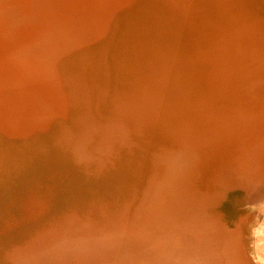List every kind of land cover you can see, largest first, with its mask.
<instances>
[{
	"label": "bare ground",
	"instance_id": "obj_1",
	"mask_svg": "<svg viewBox=\"0 0 264 264\" xmlns=\"http://www.w3.org/2000/svg\"><path fill=\"white\" fill-rule=\"evenodd\" d=\"M25 145L43 150L2 192L0 264L134 258L209 221V249L181 242L222 264L252 221L228 233L217 208L264 180V0H0V155ZM88 172L115 176L119 206L76 205ZM68 195L83 223L61 216ZM256 233L264 244V223Z\"/></svg>",
	"mask_w": 264,
	"mask_h": 264
},
{
	"label": "rangeland",
	"instance_id": "obj_2",
	"mask_svg": "<svg viewBox=\"0 0 264 264\" xmlns=\"http://www.w3.org/2000/svg\"><path fill=\"white\" fill-rule=\"evenodd\" d=\"M133 70L138 71L139 69H133ZM169 75L171 76L172 73H168V76ZM149 81H150L149 78H145L143 79L142 84L145 85ZM97 84H103V83H100L98 81ZM88 116L89 114L86 115L83 120L88 121L89 119ZM85 132L86 130H84L80 136L84 135ZM71 143H72L71 144L72 148L75 147V152L73 154L76 160L79 159L82 162H84L86 165L90 164L86 162L87 161L86 159L87 156H91L92 153L87 148H85V145L82 142L80 143L77 142L76 144L75 136L73 137V140H71ZM113 147L114 146L110 145V151H113ZM15 150H18L21 153H18ZM42 150L43 148H41L38 145H25L24 151L20 149H12L6 147V149L4 150L5 153H2L0 155V180H1L0 187L1 184L5 180H7V182L4 183L5 187H1L0 189V200L1 197L4 196L2 195L4 189L10 188L11 186L14 185H15L14 188L18 187L20 185L18 184L19 180L23 177H26L30 172H32L36 168L35 166H32L34 162V158L36 162L38 160L37 158L39 157V156L36 157V154L42 153ZM79 163L81 162L79 161ZM97 174L99 173H93V174L90 172L87 173V176L84 177L85 189L83 190L84 191L83 199L80 201H75L76 198H74V201L76 205L77 202H79L78 204H80V206L83 205V207L86 205L87 206L90 205L87 207V209L89 208L90 211L99 214L102 213L105 214L106 211L111 210L110 207L111 202H114L115 205L118 206L121 204V201L118 202V200L121 198L120 197L121 195L117 194L120 191L117 192L118 190L114 187L116 184V180L113 181L112 178H114L115 176L109 175L107 177L108 179H104L101 175H97ZM245 181H247L246 187L239 188L235 191L229 192L226 201L222 205H220L219 208H217V211L220 215H222L225 218L222 219L225 224L224 226H226V228L230 230L228 231V233H231L232 230L237 229L236 227L239 224H241L243 227L245 223L247 222L249 223L252 221L251 231L248 232L247 234L244 233V235L237 234V238L238 241L239 239H241L243 243L241 246L242 248L241 251L246 253L245 255L248 258L250 257V261L248 262V264H264L259 259V255L264 257V250H263L264 244H260V245L257 244L258 241L257 239L259 237L256 233L257 228L264 223V180L261 179L260 175L256 174L252 178H250V180L249 179L247 180V178H243L242 182L244 183ZM70 197L71 196L68 195L67 197L63 198V204L62 203L61 204L65 207H63V210L61 211L62 213L60 212L61 216L66 217L68 221L80 219L82 220L83 223L84 220L79 215L78 209L70 207L71 206L70 202H72V199ZM124 213L126 216H128V207L125 208ZM121 218L124 219L126 217H121ZM210 222L211 221L207 222V225L210 226L211 229L210 234L212 235L213 232H215L214 229L217 224L216 222H212V223ZM203 224L204 223L198 224V226L200 227L195 230L194 229L192 230V228L191 229L188 228L190 227L189 225L180 231L170 230L171 233L169 235L168 241L166 240L165 246L170 245L171 247L169 246L165 247L164 245L162 247H159L155 245L153 246L154 248L153 247L152 248L156 249V251L152 254L143 253L141 255L134 256V258L131 257L133 260L130 257H119V258L116 256L109 257V260L105 259L106 261L102 264H205L206 258L207 261L213 258L212 256H210V254L213 253L212 251L207 250V253L205 254V252L201 250V246L192 249L189 247L187 248L186 244L181 242L183 240L182 238L184 235L193 237L198 242L200 241L199 243H202L203 240L209 241L208 239L210 237V234L204 236L201 230L204 229L203 227H201V225ZM234 233H236V231ZM43 235L44 233H42V235L41 234L38 235L36 238ZM233 235L234 234L232 235L228 234L226 239H224L225 244L222 247L224 248V250L221 252L222 259L220 261V263L223 262L222 264L243 263L244 259H242V255L240 254L241 251H239L240 245L238 244L239 246H237L235 244V240L233 239L235 238V235L232 238ZM207 236L209 237L207 238ZM154 240L157 241L155 238ZM210 246L212 245L210 244L209 241V243L207 244V248L209 249ZM180 247L185 249V253L182 251L180 253L179 250L178 251L176 250V248H180Z\"/></svg>",
	"mask_w": 264,
	"mask_h": 264
}]
</instances>
